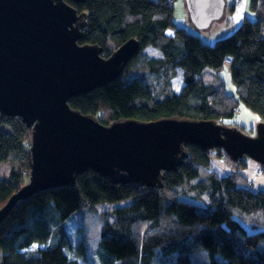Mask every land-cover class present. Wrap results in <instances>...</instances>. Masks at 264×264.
I'll return each instance as SVG.
<instances>
[{"label": "trees", "instance_id": "obj_1", "mask_svg": "<svg viewBox=\"0 0 264 264\" xmlns=\"http://www.w3.org/2000/svg\"><path fill=\"white\" fill-rule=\"evenodd\" d=\"M67 1L88 12L82 43L99 44L103 56L131 38L141 42L120 77L72 98L73 108L107 125L179 117L212 119L246 131L236 121L243 101L264 121V0H250L251 15L213 45L177 26L174 1ZM148 45L163 56L148 57L143 52ZM178 67L185 81L180 93L171 84ZM207 67H228L236 92L224 83H208ZM29 138L20 116L0 112V163H11L10 176L0 177V209L29 180ZM187 148L189 156L177 170L164 171L162 187L115 182L88 169L75 186L50 188L18 202L0 223V264H83L79 258L87 257V245L72 247L65 221L86 204L126 200L104 224L101 264H264V191L250 188V178L242 173L250 157L234 160L222 148ZM212 150L231 159L235 170L218 173ZM190 192L199 202L187 199Z\"/></svg>", "mask_w": 264, "mask_h": 264}, {"label": "water", "instance_id": "obj_2", "mask_svg": "<svg viewBox=\"0 0 264 264\" xmlns=\"http://www.w3.org/2000/svg\"><path fill=\"white\" fill-rule=\"evenodd\" d=\"M77 3L85 0H73ZM194 24L208 28L224 15L226 0H186ZM88 12L67 0H0V112L20 116L30 129L28 182L0 209V223L15 205L40 191L76 185L93 169L115 182L162 187L164 171L177 170L188 146L224 149L264 168V121L255 135L212 119H121L104 124L70 100L120 77L141 49L131 38L103 56L82 43Z\"/></svg>", "mask_w": 264, "mask_h": 264}, {"label": "rangeland", "instance_id": "obj_3", "mask_svg": "<svg viewBox=\"0 0 264 264\" xmlns=\"http://www.w3.org/2000/svg\"><path fill=\"white\" fill-rule=\"evenodd\" d=\"M175 2V21L178 27L186 28L190 33L201 37L203 43L213 45L216 40L226 37L232 34L243 22L244 18L250 14L249 2L250 0H243L241 3L238 0H226L227 6L224 15L221 19L214 20L208 28L202 29L197 27L189 16L187 9L186 0H173ZM172 1V2H173ZM170 33L173 34L174 30L170 29ZM143 52L148 57L160 58L163 53L152 45H148L143 48ZM177 75L171 79V84L177 93H180L185 85L184 71L182 68H176ZM135 72H133L134 74ZM204 79L215 86H219L222 83L226 84L229 92H236V85L233 81L231 72L228 67L218 71L214 68L207 67L203 72ZM236 121L246 126V133L255 135L257 131V125L260 123V118L255 111L249 108L243 101L240 103L239 111L237 112ZM233 121L232 123H235ZM237 123V122H236ZM250 130V131H249ZM252 131V132H251ZM26 143L31 142V138ZM27 146V147H30ZM212 167L221 175H227L235 170L236 165L231 162L227 156L223 153H219L215 150L211 151ZM246 168L242 169V173L249 177L247 169L248 163L255 161L248 157ZM257 163V162H256ZM259 164V163H258ZM11 163L1 162L0 163V177H9L11 174ZM261 166V165H260ZM255 169L250 166L251 170L254 171L253 177L250 178L249 187L258 190L260 187L264 191V169ZM248 167V168H247ZM30 177V176H29ZM195 193H188L187 199L191 201L199 202L195 198ZM185 195V194H182ZM207 195L203 196V201L200 204H204ZM129 200L122 201L119 203H100L92 208L90 204H86L85 207L74 212L65 221V230L71 242L73 248L84 241L87 245V257H80V261L83 264H101L100 258V243L102 238V231L105 222L114 219L113 209L118 205H124ZM75 251V250H74Z\"/></svg>", "mask_w": 264, "mask_h": 264}, {"label": "crops", "instance_id": "obj_4", "mask_svg": "<svg viewBox=\"0 0 264 264\" xmlns=\"http://www.w3.org/2000/svg\"><path fill=\"white\" fill-rule=\"evenodd\" d=\"M251 160H252V159H251ZM254 161H255V160H254ZM256 162H257V161H255V164H252V162L248 163V167H249V168L247 167V168H248L247 171H248V174H249V178H251V177H253V175H255V174H254V171L251 170L250 166L253 165L252 168H255V169L259 168V166H260V164H258V162H257V163H256ZM260 167H261V166H260ZM261 168H262V167H261ZM261 188H262V187H260L259 189H261ZM259 189H258V190H259ZM253 190H254V189H253Z\"/></svg>", "mask_w": 264, "mask_h": 264}, {"label": "built area", "instance_id": "obj_5", "mask_svg": "<svg viewBox=\"0 0 264 264\" xmlns=\"http://www.w3.org/2000/svg\"><path fill=\"white\" fill-rule=\"evenodd\" d=\"M170 2H172L173 0H169ZM240 3L243 1V0H238ZM31 144L30 143H26V146H30ZM30 149V147H29Z\"/></svg>", "mask_w": 264, "mask_h": 264}]
</instances>
